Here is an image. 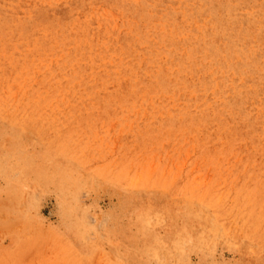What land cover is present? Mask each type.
Segmentation results:
<instances>
[{
	"label": "rangeland",
	"instance_id": "obj_1",
	"mask_svg": "<svg viewBox=\"0 0 264 264\" xmlns=\"http://www.w3.org/2000/svg\"><path fill=\"white\" fill-rule=\"evenodd\" d=\"M263 204L264 0H0V264H264Z\"/></svg>",
	"mask_w": 264,
	"mask_h": 264
},
{
	"label": "bare ground",
	"instance_id": "obj_2",
	"mask_svg": "<svg viewBox=\"0 0 264 264\" xmlns=\"http://www.w3.org/2000/svg\"><path fill=\"white\" fill-rule=\"evenodd\" d=\"M261 155H262V154H261ZM256 158H257V157H256ZM256 162H257V161H256ZM259 193H260V192H259ZM249 200H251V198H250ZM242 205H243V204H242ZM263 205H264V204H263ZM246 208H247V206H246ZM246 208H245V209H246ZM254 208H255V206H254Z\"/></svg>",
	"mask_w": 264,
	"mask_h": 264
}]
</instances>
